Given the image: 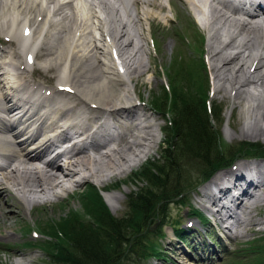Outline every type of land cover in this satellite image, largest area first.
<instances>
[{"label":"bare ground","instance_id":"obj_1","mask_svg":"<svg viewBox=\"0 0 264 264\" xmlns=\"http://www.w3.org/2000/svg\"><path fill=\"white\" fill-rule=\"evenodd\" d=\"M119 1V4L129 8L128 2ZM134 1L144 3L152 1L151 4L161 6L160 2L156 0ZM188 1L190 2V0ZM226 1L216 0L214 3L208 4L206 16V19H209L208 24L211 26L220 23L229 28L226 38L218 39L220 41L218 44L228 48L224 52H220V48L215 49L216 47L214 48L211 44L208 47V51L211 50L210 54L212 53L209 61L211 60L214 65L211 67L213 78L219 83L216 82L214 87L223 89L227 84L231 96L240 102L239 99L242 94H246L244 95L245 98H248L249 95L254 96L252 93L255 91H250L249 86L252 89H256L258 86L260 88L256 92L258 90L264 92V9H254L247 17H240L236 14L238 10L229 9ZM82 2L90 9L89 13L80 12L81 14H79L74 0H0V18L7 16L9 19L8 23H5L6 25L0 22V32L5 30L11 32L9 38L11 45L8 48L0 47V157L4 159V165L0 166V198L9 195L10 197H8L11 199V191H15L16 196L20 197L26 204L33 202L32 199L37 196H42L47 201L49 197L47 194H52L55 187H65L64 183L68 177H74L70 180L74 183L76 180H82V178L87 180L88 177H95L99 182L104 181L108 171L115 168V170L120 169L116 173L124 172L138 163L140 154L146 152L157 138L155 130H153V123L147 122V116L143 115L145 113L136 111V108H141L137 103L127 106L118 103L117 106H114L116 104L109 97L113 93L112 89L109 88L110 83L108 84L110 80H115L120 85L124 84L122 83L124 82L123 76L116 71V63L120 60L127 66L131 65L128 62L132 59L131 54L121 56L124 51H122L123 48L121 49V43L128 39L124 29L125 23L120 26L118 32L113 28L115 24L122 22L119 20L122 16L109 0H97L98 5L93 0H82ZM96 7L99 9L98 11L112 10L109 16L114 13L116 19H114L115 23L112 24L108 20V27L111 25L109 28L116 35L108 31L106 33L101 29L104 23L100 19ZM146 9L148 10V8ZM197 12H199V8L195 13ZM84 14L86 15L84 16ZM105 14L107 17L108 14ZM39 15L41 19L31 32L30 39L34 41L39 34L43 33L42 39L37 49H34L32 59H28L31 57L25 51L22 52L25 49H20L19 46L22 47L23 45L20 42V36L15 34L13 27L17 21L20 31L21 29L24 30L26 35L31 29V26L25 28L26 23L31 17L35 16L36 18ZM51 18L56 20L53 21ZM89 18H96L93 23L96 21L95 26H99L100 34L103 35L101 45L102 54L106 56L105 61L96 54L97 49L101 46L95 42L92 46H88L90 40L86 37V21ZM34 21L30 24H36ZM214 25L212 26L215 27ZM2 34L7 33L2 32L0 35ZM109 36H111L110 38L113 37L111 40L114 39L119 50H106ZM212 36L217 37L216 31L208 29L207 40ZM253 49L258 53L253 51L252 54ZM132 53L135 56V53ZM247 62L249 70L246 71L244 67ZM33 67L43 73L50 72L49 76L53 79L58 78L65 83H57L52 87L45 86L31 75ZM139 67L132 65L131 70ZM99 69H101L99 72L101 75L94 77L92 73ZM137 71L140 72V69ZM129 72L133 74L136 71L131 72L127 68L125 74L127 78L132 77ZM60 86L75 89L71 96H75L80 104L79 108L69 106L68 103L64 102L60 97L63 94ZM104 93L107 95L104 96ZM58 102L63 103L53 108ZM249 102L248 100L244 105L248 108L254 106V103ZM108 104H111L110 109L103 111V106ZM44 108L47 111L40 114L39 109ZM84 108L86 111L89 110L91 114H80L81 109ZM76 109L79 110L75 111ZM243 109L245 110V108ZM104 112L109 115L115 126H119L120 130L119 132L116 131L115 136L120 137L121 142L109 144L114 133L106 134L105 127L110 124L105 120L104 116L107 117V115H104ZM261 112L263 126L261 121L259 123L258 119H255L253 125L258 127L260 124L255 136L264 135V109ZM74 115L82 118L77 122H71L70 119ZM91 124H96V130L89 135L88 127ZM47 127L55 128L58 133L52 137H48L46 133H40ZM7 132H11L10 137L5 135ZM29 132L32 134L28 135ZM74 135L78 137L89 135V140L77 150L55 153L56 155H52V159L47 161L44 167L38 168L32 163V161H40L45 155L47 157L56 143L63 139L72 138ZM128 136L130 139L127 138ZM97 159L102 160L98 162ZM260 168L256 165L253 166L250 161L239 160L232 168L224 171V173L226 172L224 177H229L230 180L222 182L226 185L221 186L218 194L211 197L212 208L208 209L221 234L227 236L228 232L226 231L230 232L233 224L235 226L237 224L242 225L237 232L244 233L242 228L243 230L246 227L252 229L264 223V220L260 219L264 218V209L261 211L264 202L260 207V198L263 196L255 191L258 186L264 185V167L259 171ZM85 169H91V171L86 174L83 172ZM104 170L107 172L103 173ZM260 176V181L257 182V178ZM104 194L107 195L103 192ZM249 199L251 200L248 203ZM4 203L7 207L6 199ZM222 211L224 212L222 213ZM254 215L257 216L256 219L253 218Z\"/></svg>","mask_w":264,"mask_h":264},{"label":"rangeland","instance_id":"obj_2","mask_svg":"<svg viewBox=\"0 0 264 264\" xmlns=\"http://www.w3.org/2000/svg\"><path fill=\"white\" fill-rule=\"evenodd\" d=\"M156 1H159L161 6L158 7L157 5L151 4L153 3L152 1L146 2V4L144 2H137L134 0H124V2H128V9L124 5L119 4L120 1H112L116 10L120 16H122V18L119 19L122 22L120 24H115L113 28L114 30L116 29V32H118L120 26L125 23L124 29L128 35L127 41H125L126 39H123L125 42L121 43V49L123 48L122 51L124 50L121 53V56L124 57L131 54L132 59L130 60L131 62L127 61L128 63H131V65L127 66L120 60L117 62L119 69L116 67V71L123 76L124 82L122 83L124 84L120 85L117 84V81L115 80H107L109 81L108 84L110 83L109 88H111V91L114 93L109 95L110 99H113V103L116 104L114 106H117L118 103H126V105L137 103V105L141 107L140 109L145 111L142 112L138 109L139 107L136 108L138 113H145L143 115L147 116V122L150 121V123H153V130H155L157 137L155 138V142L152 143L151 147L148 148L146 152L140 154V157L137 160L138 163L134 166L132 165L124 172L116 173L117 170L120 169L115 170V168L108 172L104 170L103 173H108L104 181L102 180L99 182L95 179V177H88L87 180H83L82 178V180H76L74 183L70 181L74 177H71L72 179L68 177L67 181L64 183L65 187H55L52 194H47L49 195L47 201L42 196H37L32 199L33 202H28V204H26L20 199V197L16 196L15 191H11V199L9 198V195H4V198H0V264H47L44 261V253L41 249H39L40 246L27 247L20 244H23L24 242H42L41 240L46 241L45 237L41 234L40 229L43 228V230H47L48 227L52 225L55 230L57 226L55 223L59 224L63 218L71 217L73 212L80 211L82 206L80 205V193L87 192V190L85 191V186H94L101 192L103 201L112 215L120 216L125 211V195L131 188H133V184L131 183L133 182V179H131L133 178V172L137 170L146 159L152 162L160 160L158 153L161 150L160 143L163 138L161 128L164 125L166 118L158 112L156 113L151 111L152 109L150 110L148 103L153 100V95H156L157 92L160 91V87L166 82L163 73L164 69L175 56H179L180 62H191L199 59L198 57L201 55L207 74V99L210 103L213 102L211 103L212 105L218 104L220 106V111H218L219 115H217L220 119L218 129L221 140L229 144L240 141L254 142L259 143L262 147H264V135L255 136V132H258L260 124L258 127L253 125L255 119H258V122L260 123L261 121L263 126L261 111L264 109V92L260 90L256 92L260 87L256 86V89H252V87L249 86L250 91H255L252 93L254 96L251 97V95H249L248 98H245L244 95L246 94H242L239 99L240 102H237L238 99L236 101L231 96L232 94L231 92L229 93V86H227V84H225L223 89L220 87H214V84L216 82L218 83V81L213 78V69L211 67L214 65L211 60L210 65L209 58L212 53L210 54L211 50L208 51V47L212 44L214 48L216 47L215 49L220 48V52H224L228 48L227 46L222 47V44H218L220 42L218 39L226 38L229 29L228 26L220 23H215V25L212 24L215 27L212 25L210 26L208 24L209 19H204L202 17L203 12L207 14L208 4L202 2L201 0H190V2L188 0ZM74 3L79 14L89 13L90 9L84 5L82 0H74ZM95 3L97 4V2ZM196 6L199 8V12L197 13H195L198 10V8H195ZM97 7L95 9L100 14V19L104 23L101 29H103L106 33L108 31L111 34H114V31L111 32V25L109 26L110 28L108 27V20L111 21V24L115 23L114 19H116V17L114 16V13L112 16H109V13H112V10L107 12L104 10L98 11L99 9ZM146 8H148V10ZM153 9L154 12H152ZM105 13L108 14L107 17L105 16ZM85 15L86 14H84V16ZM139 15H142L143 17H139ZM3 18H0V22L2 24L8 23V17L5 16ZM34 19L36 24H30L34 21ZM40 19L41 16L39 15L36 16V18L33 16L30 20H28L25 27L31 26V29L28 30L30 33L33 32L35 25H37ZM51 19L53 21L56 20L54 18ZM94 19L96 20V18H89L86 21V37L90 40V42L88 41V46H92L93 42H95L98 46H101V48L97 49L96 54L100 59L105 61L106 56L102 54L103 50L101 45L103 42V35L100 34L98 29L99 26H95L96 21L93 23ZM207 28L215 30L217 37L214 38V35L207 40ZM13 30L17 36H20V42L23 45L22 47L19 46L20 49H25L22 50V52L24 53L25 51L31 57L28 59H32L35 52L34 49H37L41 43L43 33L39 34L34 41H31V39L28 40L29 37L25 39V31L22 29L20 31L17 21L14 24ZM2 32H6L7 34L0 35V46L8 48V46L11 45V41L9 39L11 32L9 30ZM2 32H0V34ZM110 37L111 36L108 37L106 50H119V46H117L114 39L111 40L113 37ZM108 51L106 52L108 53ZM253 51L254 49L252 50V54ZM132 52L135 53V56ZM254 52H256V50ZM132 65H136L138 67L140 66L138 68L140 69V72L137 71L138 69L136 68H133V70L136 71L133 72V70H131ZM245 65L244 70L247 71L248 62ZM126 67L129 68V71L133 72V74L129 72V75L132 74V77L129 76V78H127L125 75L127 70ZM100 70L101 69L92 73V75H94V77L101 75L99 73ZM171 71L173 72L174 69ZM31 75H33V78L36 81L42 82L45 86L52 87L57 83H65L58 78L53 79L49 76L50 72L43 73L36 68L32 70ZM223 75L225 77V74ZM185 77L186 76H184V79ZM177 79L180 81L182 80L181 76ZM183 82L185 83L186 81L183 80ZM72 90L75 91L73 88ZM72 93L73 92L67 93L63 91L62 95H64L66 99H75V96L72 98ZM105 94L106 93H104V96ZM248 100L250 101L249 103H254V106H250L249 108L248 106L246 107L244 104H246ZM108 105L103 106V111L110 109L111 104ZM241 108H245V110H242ZM249 111L253 112L249 113ZM103 114L107 115L105 112ZM219 119L217 122H219ZM107 120L111 122L109 115H107ZM114 126L115 125L113 123L109 126V132H114V136L112 137L113 139L109 142L110 145L121 142V138L115 136L116 131L119 132V126ZM127 138L130 139V136ZM251 152L252 153L242 152V154L234 156L232 164L238 162L239 160H247L250 161L253 166L256 165L258 168L261 167L259 169L260 171L262 167H264V158H258V153L254 151ZM249 156L251 157L250 159L245 158ZM261 156H264V154L261 153ZM97 160L99 162L102 159ZM225 166H229V164ZM229 169L230 166L227 167V170ZM90 171L91 169H85L83 172L87 174ZM260 178L261 176L257 178V182L260 181ZM29 182L33 183L32 181ZM117 182L118 185L112 187V185ZM139 185L141 184L138 182L137 186ZM263 186L264 185H260L255 190L263 196L260 198V207L262 202H264ZM105 187H109L111 189L105 190ZM103 192L107 193V195H103ZM195 198L196 197H194V195L192 196L190 193L185 200L175 198L166 204V214L170 216L167 220L168 223L170 222L169 219L178 218L180 226L186 227L188 221H194L193 228L195 229L192 230L189 235H186L183 240H176L171 236L170 228L165 225L162 228L163 236L157 237L153 233V230L158 227V219L152 225L150 223L148 224L150 229L146 235V239L154 240V244L157 248H161L160 256H157L156 258L152 255H148L145 258L139 257L137 255L141 249L137 248L138 244H136L132 246V249H126L124 257H122L121 261L125 264H132V262L129 261L138 258V264H228L232 261V256L235 250L244 247L247 241L258 239L259 236H264V223L253 227L251 232L245 231L242 228V231H245L244 233L237 232L238 228L242 227V225L237 224L235 226V224H233L231 226V231H226L228 232L227 236L221 234L218 227L211 225L210 222L202 226L200 225V222H198L199 225H197L195 220L192 219L193 217L186 212V206L200 207L195 202ZM5 199L7 200V207L4 203ZM250 200L251 199H249L248 203ZM261 209V211H263L264 205ZM254 213L256 212L254 211ZM260 214H262V212H260ZM253 218L256 219L257 216L254 215ZM260 219L264 220V218ZM201 227L203 228L201 229ZM203 232L206 234L207 240L204 238ZM136 237L137 236L133 239ZM139 237L140 236H138L137 240L141 243V239H139ZM142 243L145 244L144 241ZM20 257H22L21 260L19 259ZM250 259H252V256L247 257L245 260L248 261Z\"/></svg>","mask_w":264,"mask_h":264},{"label":"trees","instance_id":"obj_3","mask_svg":"<svg viewBox=\"0 0 264 264\" xmlns=\"http://www.w3.org/2000/svg\"><path fill=\"white\" fill-rule=\"evenodd\" d=\"M198 58L180 62L179 56H175L164 69L166 82L148 103L153 112L166 118L161 128L160 160L146 159L133 172V182L130 181L133 188L125 195V211L120 216L112 215L100 191L94 186H85L87 192L80 193V211L73 212L71 217H62L59 224L55 223V230L52 225L47 230L40 229L46 241L20 245L40 246L47 264H125L121 259L126 249L136 244L141 249L137 256L156 258L160 256V248L154 240L146 239L148 224L159 219L153 233L157 237L163 235L162 228L170 217L166 214L167 203L175 198L184 199L199 181L242 152L254 151L264 158L261 156L264 147L259 143L229 144L221 140L220 106L212 105L207 99L206 69L201 55ZM179 76L181 81L177 79ZM138 182L141 185L137 186ZM117 185L118 182L112 187ZM189 214L204 220L194 208ZM169 220L173 233L182 239L185 230L177 226V219ZM249 256L252 259L246 261ZM129 262L139 263L138 258ZM228 264H264V236L247 241L244 247L235 250Z\"/></svg>","mask_w":264,"mask_h":264}]
</instances>
